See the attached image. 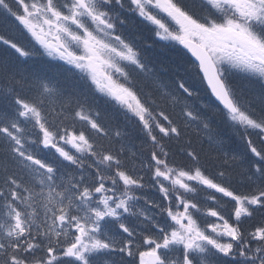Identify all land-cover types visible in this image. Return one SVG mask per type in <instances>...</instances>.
Instances as JSON below:
<instances>
[{
	"label": "snow or ice",
	"instance_id": "snow-or-ice-1",
	"mask_svg": "<svg viewBox=\"0 0 264 264\" xmlns=\"http://www.w3.org/2000/svg\"><path fill=\"white\" fill-rule=\"evenodd\" d=\"M257 213L264 0H0V264H264Z\"/></svg>",
	"mask_w": 264,
	"mask_h": 264
},
{
	"label": "trees",
	"instance_id": "trees-1",
	"mask_svg": "<svg viewBox=\"0 0 264 264\" xmlns=\"http://www.w3.org/2000/svg\"><path fill=\"white\" fill-rule=\"evenodd\" d=\"M157 51L159 50L157 49ZM57 63H62V62L52 61L51 67L43 69L44 72L47 74V76L52 77L54 79L60 78L58 75V70L55 67ZM92 107L101 112V117H100L101 123L105 124L106 126L110 125L112 128L119 127L121 129H125L127 122L124 118V115L122 114V111L119 109V106H113L112 103H105L102 98L99 104L93 103ZM169 111L171 112V109H169ZM178 111L179 109L176 110V113H178ZM176 113H172L173 118H176ZM77 126L78 127L81 126L79 122H77ZM213 129H214V134L217 135L218 138H223L226 140L227 142L225 145L226 149L235 152H239L243 150L242 141L224 123L213 121ZM101 142L105 144L107 143L106 140H102ZM125 144L128 147V149H130L131 151L139 152L142 145V140L134 134L131 139L125 140ZM186 146L187 145L184 140H181L180 143H176L175 141H173L168 145V147L171 150V153L173 154V158L177 163L186 162L184 160V156L182 153V149ZM191 146L201 153L202 159H206V166L208 170L213 171L214 160L211 159L210 157L215 155V145H210L207 140V137L204 136L203 133H201V135L197 137L195 132H192ZM116 147H119V145H116ZM149 150L150 148L145 150L144 152L145 157L148 155ZM236 187L238 191L244 190L240 188L239 185H237ZM146 191H148L150 198L153 199L157 198L156 194H154L151 190L146 189ZM216 195L218 197L220 196V194H216ZM224 199H228V198H224ZM230 222L232 221L230 220ZM262 222L264 221L261 220V214L257 213L251 220L245 221V227L252 228L261 224Z\"/></svg>",
	"mask_w": 264,
	"mask_h": 264
}]
</instances>
